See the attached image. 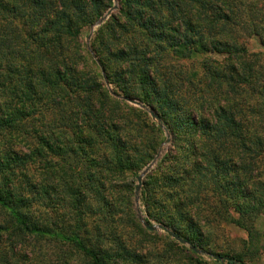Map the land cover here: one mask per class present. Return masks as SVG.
Wrapping results in <instances>:
<instances>
[{"label":"trees","instance_id":"trees-1","mask_svg":"<svg viewBox=\"0 0 264 264\" xmlns=\"http://www.w3.org/2000/svg\"><path fill=\"white\" fill-rule=\"evenodd\" d=\"M261 1L118 0L86 43L112 0H0V264H140L158 231L138 218L135 178L165 131L145 223L196 227L204 172L264 206L263 53L244 41L264 50ZM171 55H200L201 75L162 67Z\"/></svg>","mask_w":264,"mask_h":264},{"label":"rangeland","instance_id":"rangeland-1","mask_svg":"<svg viewBox=\"0 0 264 264\" xmlns=\"http://www.w3.org/2000/svg\"><path fill=\"white\" fill-rule=\"evenodd\" d=\"M113 5H116L117 9L118 0H112V5L105 10L102 17L98 20L102 19ZM259 5L264 9V0H262ZM116 9H113L111 12ZM108 17L103 19V22ZM97 21L92 26L83 29L82 40L84 42L89 43L94 30L100 25L97 24ZM244 41L249 52L263 53L260 63L264 65V50L258 44L256 37L244 38ZM179 55L166 57L162 62V67L165 66L170 71L174 70L182 75L184 73L187 74L190 69L195 68L199 76L201 75L202 70L200 65L202 60L200 55H194L190 60L181 58ZM111 88L112 86L110 85V89ZM250 94L253 95L252 92H250ZM165 132L167 138L162 148L158 151L159 156L157 160L150 169L144 173V169L152 162L154 156L152 160L138 171V175L135 178V185L137 186V177L140 175L142 177L139 189L136 191V186L134 187V194L136 205L139 207L138 210L143 218L146 217V214L141 209L146 194L144 195V191L141 188L142 183L146 182L147 174L156 167L157 161L163 157L170 147V137L167 134L168 132ZM189 172H191V169ZM200 173H203L202 170H200ZM204 176L207 177V180L204 184L205 190L202 192L201 201L199 200V211H197L200 220H198L199 223H194L196 227L191 229L184 228L183 236L187 237L185 243L177 241L163 230L155 229L158 231V235L154 236L156 238H153L154 241L151 242V246L140 251L138 250V259L141 261L140 264H225L224 261L228 259L227 256L230 255L240 256L243 260V264H264V206L254 214V211H252V209H254L252 208L254 202L246 200L245 197H241L242 193L239 187L236 188L235 185L233 186L235 182L232 180L233 176L229 175V173L221 175L222 185L218 190H216L214 183L212 184L211 181H208L209 175L204 172ZM228 176L230 177L229 180L232 182H229ZM187 177L190 178L188 175ZM260 180L264 182V169L261 172ZM153 181L152 196L156 201H159L154 203L156 207H154L152 213L156 214L158 211L162 210L163 204H161V201L164 199L167 201L168 199L165 195L156 193L155 177ZM188 188V195L191 196V189L190 187ZM262 190L264 196V184L262 185ZM250 191H252V189H250ZM237 194L241 195L240 199ZM233 196L234 199L232 198ZM226 199H231V201L229 200L230 202L228 201L225 204ZM185 207L189 209V212L192 210V205L189 203H187ZM244 210L248 212L243 214L242 211ZM192 219L195 222L197 221L196 216ZM149 220L152 225L156 226L159 224L152 218ZM163 234H166L170 239L165 238ZM192 247H194L195 250H193ZM54 260H56V258L52 259V261Z\"/></svg>","mask_w":264,"mask_h":264},{"label":"water","instance_id":"water-1","mask_svg":"<svg viewBox=\"0 0 264 264\" xmlns=\"http://www.w3.org/2000/svg\"><path fill=\"white\" fill-rule=\"evenodd\" d=\"M113 9H116V5H113V6H112V7L106 12V14L104 15V17H103L102 19H100V20L97 21V24H101V23L103 22V19H105L106 17H108V16L110 15V12H111ZM123 99H124L126 102L130 103V104H133V105H136V106H138V107H141V108L146 109V110L149 112L150 116L158 122L159 126L162 127V128H164L163 124L160 122V120L158 119V117L156 116V114L153 112L152 109L147 108L146 106H144V105H143L141 102H139L138 100H135V99H132V98H128V97H123ZM165 133H166V132H165ZM158 156H159V152L155 155V157H154V159L152 160V162L149 163V164L147 165V167L144 169V173L147 172V171L150 169V167L153 165V163L157 160ZM141 178H142L141 175L137 177V182H138V183H137V186H136V191L139 189V186H140V183H141ZM135 200H136V199H135ZM137 211H138V218L143 222V225H144L145 227H147V228H149V229H159V230H163V231H165L168 235H170L172 238L176 239L177 241H179V242H181V243H185V240H184L182 237H180V236H178L177 234H175L172 230L168 229L165 225H162V224H158V225H156V226H155V225H151V226L148 225L147 223L144 222L143 217L140 215V211H139V210H137ZM192 249L195 250L194 247H192Z\"/></svg>","mask_w":264,"mask_h":264}]
</instances>
